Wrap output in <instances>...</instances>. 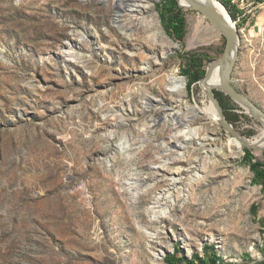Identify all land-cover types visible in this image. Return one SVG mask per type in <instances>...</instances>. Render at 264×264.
Masks as SVG:
<instances>
[{"label": "rangeland", "instance_id": "1", "mask_svg": "<svg viewBox=\"0 0 264 264\" xmlns=\"http://www.w3.org/2000/svg\"><path fill=\"white\" fill-rule=\"evenodd\" d=\"M161 2L0 0V264H167L175 247L191 258L205 245L226 262L264 260V189L247 148L225 150L221 124L193 119L204 128L188 141L186 118L170 120L182 98L167 75L179 70L190 101L186 58L217 61L226 38L190 47L197 11L181 3L177 40ZM253 2L233 19V82L264 109V0ZM214 93L236 131L260 134L242 104Z\"/></svg>", "mask_w": 264, "mask_h": 264}, {"label": "bare ground", "instance_id": "2", "mask_svg": "<svg viewBox=\"0 0 264 264\" xmlns=\"http://www.w3.org/2000/svg\"><path fill=\"white\" fill-rule=\"evenodd\" d=\"M120 1H130V0H120ZM134 2L142 1L144 3V9L148 10L152 8L151 0H132ZM181 3L189 5L192 9H195L197 12H192L188 14V28L189 33L187 40L189 42L190 47L193 46L192 41L195 43H206L210 42L220 36H222V32L216 28L210 21L206 20L207 17L201 18V12L198 11L188 0H179ZM203 6L206 5L207 0H198ZM232 5L239 6L241 10L250 9L255 2L253 0H244L242 4H240V0H227ZM215 5L218 11L223 15V17L229 21L233 26H235L234 20L232 18L231 13L225 7L223 3L218 0H215ZM190 12V11H189ZM239 16V15H238ZM236 27V26H235ZM179 70L171 71L166 78V83L168 86V90L173 94H177L182 99L181 103V111H177L171 115L170 120L172 124L181 123V117L184 116L186 119H183L182 126L184 127V135L187 140L198 138L204 126L201 127H193L192 120L199 119L203 122L201 124L207 123L208 127H214L215 125H223L224 117L222 116L217 102L212 97V94L215 95L214 89H220L223 85L222 79V67L217 66L211 78L207 83L203 81H199L195 83L193 86L192 99L190 101L184 100V93L186 92V86L188 84L187 80L182 78L179 74ZM191 103V105L188 104ZM185 113V114H184ZM168 116V115H167ZM169 117V116H168ZM264 126V124H262ZM236 131V130H235ZM237 135L232 134L229 135L227 141L225 142V150L231 151L233 154L240 153V151L246 147V144H249L254 147L256 154L260 155L264 150V127L259 135L252 139H248L243 137V135L236 131ZM206 137V136H205Z\"/></svg>", "mask_w": 264, "mask_h": 264}, {"label": "trees", "instance_id": "3", "mask_svg": "<svg viewBox=\"0 0 264 264\" xmlns=\"http://www.w3.org/2000/svg\"><path fill=\"white\" fill-rule=\"evenodd\" d=\"M222 2L230 11L232 18L236 19L239 15L238 12L240 9L227 0H222ZM180 5L181 2L179 0H162L159 6V11L166 31L170 35L175 36L177 40L183 41L187 34V29L184 9ZM186 60L187 69L183 72L184 75H187L190 78L192 84L199 82L206 76L207 68L213 61L212 57L205 52L192 53L186 58ZM205 61H208V64H206ZM197 66L198 68L195 70ZM216 97L225 109V102L218 95H216ZM246 153V164H248L254 174L253 183L255 185H261L264 189V160L261 161L258 159L252 150L246 149ZM253 209L257 210V206L254 205ZM204 249L205 251L203 255L195 253L189 258L181 248L175 247L174 253L167 255L165 261L167 264H234L232 262H226L214 245H205ZM262 251L264 252V246ZM257 264H264V260L259 261Z\"/></svg>", "mask_w": 264, "mask_h": 264}, {"label": "water", "instance_id": "4", "mask_svg": "<svg viewBox=\"0 0 264 264\" xmlns=\"http://www.w3.org/2000/svg\"><path fill=\"white\" fill-rule=\"evenodd\" d=\"M196 9L203 12L207 19L218 28L226 38L225 50L220 59L211 62L207 68V74L203 78V81L207 83L211 78L214 69L217 66L222 67V79L223 85L220 89L222 92L230 96L235 101L239 102L256 120L261 124H264V109L258 106L252 99L247 97L244 93L240 92L235 86L233 79L236 69L237 57L239 54L240 35L235 26L227 21L223 15L218 11L215 0H207L205 6H203L198 0H188ZM181 6V5H180ZM182 7V6H181ZM183 8V7H182ZM212 97L217 102L219 110L224 117L223 126L232 134L237 135L233 125L227 120L224 113V109L216 97L212 94ZM246 148L254 150V147L246 144Z\"/></svg>", "mask_w": 264, "mask_h": 264}, {"label": "built area", "instance_id": "5", "mask_svg": "<svg viewBox=\"0 0 264 264\" xmlns=\"http://www.w3.org/2000/svg\"><path fill=\"white\" fill-rule=\"evenodd\" d=\"M244 0H240V4H242ZM239 7V6H238ZM246 14H240L238 17L241 18V17H245Z\"/></svg>", "mask_w": 264, "mask_h": 264}]
</instances>
